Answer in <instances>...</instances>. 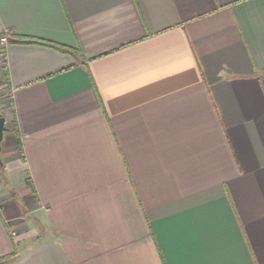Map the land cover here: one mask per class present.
I'll return each instance as SVG.
<instances>
[{"label": "crops", "instance_id": "obj_1", "mask_svg": "<svg viewBox=\"0 0 264 264\" xmlns=\"http://www.w3.org/2000/svg\"><path fill=\"white\" fill-rule=\"evenodd\" d=\"M6 34L0 263L264 264V0H0Z\"/></svg>", "mask_w": 264, "mask_h": 264}, {"label": "trees", "instance_id": "obj_2", "mask_svg": "<svg viewBox=\"0 0 264 264\" xmlns=\"http://www.w3.org/2000/svg\"><path fill=\"white\" fill-rule=\"evenodd\" d=\"M17 39H18V41L19 42H24V43H33V42H37V43H41V44H44V45H50V46H53V47H56V48H60V49H62V50H64V51H66V52H68V53H75V51L76 50H71L70 48H68V47H65V46H62V45H56V44H54V43H51V42H49V41H43V40H40V39H35V38H29V37H25V36H18L17 37ZM15 254L16 253H14V254H11L10 256H5L4 257V259H2V261L3 262H1L0 264H4V262H5V260H7V259H11L12 257H14L15 256Z\"/></svg>", "mask_w": 264, "mask_h": 264}, {"label": "water", "instance_id": "obj_3", "mask_svg": "<svg viewBox=\"0 0 264 264\" xmlns=\"http://www.w3.org/2000/svg\"><path fill=\"white\" fill-rule=\"evenodd\" d=\"M8 131V128L6 126V117L0 116V153L2 151L3 147V139L5 136V133ZM0 164H2L1 156H0Z\"/></svg>", "mask_w": 264, "mask_h": 264}, {"label": "built area", "instance_id": "obj_4", "mask_svg": "<svg viewBox=\"0 0 264 264\" xmlns=\"http://www.w3.org/2000/svg\"><path fill=\"white\" fill-rule=\"evenodd\" d=\"M2 41V44H8L9 40V36L6 34L5 36L1 37L0 39ZM16 235V233H15Z\"/></svg>", "mask_w": 264, "mask_h": 264}, {"label": "rangeland", "instance_id": "obj_5", "mask_svg": "<svg viewBox=\"0 0 264 264\" xmlns=\"http://www.w3.org/2000/svg\"><path fill=\"white\" fill-rule=\"evenodd\" d=\"M0 102H1V98H0Z\"/></svg>", "mask_w": 264, "mask_h": 264}]
</instances>
